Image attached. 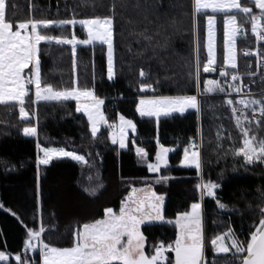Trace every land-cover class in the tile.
<instances>
[{
	"label": "trees",
	"instance_id": "trees-1",
	"mask_svg": "<svg viewBox=\"0 0 264 264\" xmlns=\"http://www.w3.org/2000/svg\"><path fill=\"white\" fill-rule=\"evenodd\" d=\"M9 18L22 20L30 17L53 20H77L95 16L114 17L115 76L107 79V50L104 45H78L75 71L72 67L70 45L42 43V74L44 80L57 88L74 86L94 87L96 95L104 99L103 111L108 123L113 124L124 115L136 124L127 147L119 149L109 138V127H100L93 137L86 117L76 112L74 102H40L29 104L30 119L21 120L18 107L0 105V251L9 255L7 263L17 264L15 256H27L40 264L37 253L26 254L24 244L27 228L44 226V242L52 246H71L78 224L102 218L103 210L112 207L118 211L121 202L132 187L151 185L157 194L164 196L165 216L174 219L178 212L189 210L193 202H200L196 185V169L180 166L183 148L195 139L200 141L204 180L220 185L217 197L227 209H219L214 199L202 201L206 235L232 228L241 240L255 230L264 207V164L245 165L242 157L231 154L233 141L240 140L239 130L231 119L230 110L222 106L229 98L223 93L201 95L202 112L190 111L185 115L160 118H141L136 112L141 96L196 95L194 70L197 39L199 58L206 62V20L204 14H193L192 0H9ZM251 6V0H242ZM14 6V7H12ZM255 13L259 9L253 7ZM208 14H213L207 11ZM235 14V13H233ZM222 19L224 13L214 14ZM238 24L244 20L238 15ZM251 35L250 23L244 24ZM51 35L69 38L74 33L86 39L84 29L76 25L54 26L46 30ZM217 60L223 58V33L217 32ZM242 40L237 37L239 73L246 72L247 60L240 57ZM143 69L146 77H140ZM220 68L214 74L201 68V91L208 78L221 80ZM233 71L232 69H230ZM141 82L151 83L155 91L141 92ZM264 78L260 86L252 88L256 98L264 96ZM238 100L240 97L232 96ZM249 115L251 111L249 110ZM25 126H37L38 136L23 134ZM225 139H217V131ZM202 133V135H201ZM229 133L232 139H227ZM264 137V130L259 132ZM159 143L175 149L168 158V166L158 173L147 170L135 153L144 147L149 161L155 162ZM39 142L44 147H63L83 155L85 161L75 163L56 159L48 165H37ZM223 145V147H218ZM159 176L168 180L156 183ZM102 185V187H99ZM91 189H97L90 195ZM16 213V215H13ZM147 237L146 250L153 244L173 241L172 224H150L141 228ZM171 255V254H170ZM216 257L210 249L209 262ZM217 264H227L233 258L220 254Z\"/></svg>",
	"mask_w": 264,
	"mask_h": 264
},
{
	"label": "snow or ice",
	"instance_id": "snow-or-ice-1",
	"mask_svg": "<svg viewBox=\"0 0 264 264\" xmlns=\"http://www.w3.org/2000/svg\"><path fill=\"white\" fill-rule=\"evenodd\" d=\"M14 7V6H12ZM115 4L112 6V15L95 16L77 20H53L30 17L22 20L9 18V0H0V105L11 108L18 107L21 120L30 119L27 105L40 102H67L75 101L76 112L84 113L90 124L91 134L97 136L102 125L107 124L114 129L111 134L113 144L119 143L121 149L127 147V132L136 131L133 120L119 115V123H108L102 106L104 99L96 95L94 87L80 86L78 78L74 86L57 88L44 80L42 74L41 53L42 43L70 45L75 71L76 53L78 45H94L99 43L107 46V76L111 80L115 76L114 63V17ZM259 9V13L253 11ZM193 14L207 16V59L201 62L199 58L200 43L197 39L196 61L194 70V85L199 95L223 93L229 97L222 101V106L230 110L231 119L239 130L240 140L233 144L229 151L235 157H242L245 165L256 162L264 163V137L259 135L264 130V96L256 98L250 91L240 96L238 100L232 93L241 94L247 87L237 70V37L244 35L243 25L250 23L251 32L257 42L264 41V0H251V6L242 3V0H192ZM206 10H211L208 14ZM215 13H224L223 20V65L218 79L203 81L201 91V68L204 73L217 71V45ZM235 13V14H233ZM244 20L238 24V15ZM79 24L87 30V38L79 39L74 33L69 38L64 35H51L46 30L54 26ZM258 55V66L264 65V52L257 49L256 53L245 50L244 55ZM232 69L233 71H229ZM249 76L256 73L248 72ZM140 77H146L143 69ZM141 92L155 91L151 83L141 82ZM189 109L197 113L202 112L201 101L198 95H152L141 96L136 111L141 117L155 118L156 122L162 116L172 113H185ZM249 110L251 115H249ZM258 113V115H257ZM115 129H118L116 131ZM25 136L37 137V126H25ZM202 135V133H201ZM217 139L225 137L217 131ZM227 139H232L229 133ZM158 150L155 153V162L149 161V153L144 147H136L135 153L147 165V170L158 173L161 167L168 166V154L175 149L166 147L157 140ZM42 156L37 157V165H48L53 158L70 157L73 160L85 162L83 155L75 151H68L63 147H44L36 144ZM195 139L183 148V158L180 165L186 168H195L200 175V182L195 186L200 191V201L205 197L215 200L219 209L228 206L217 197L220 185L211 180H204L203 160L201 151ZM223 147V145H218ZM167 176H159L156 183L168 180ZM99 187H102L100 185ZM95 195L97 189L86 190ZM0 204V208H3ZM16 215V213H13ZM153 222L172 224L175 228V239L172 242H160L152 245V251L146 250L147 237L141 230L142 225ZM255 230H250L248 237L241 240L232 228L215 234L210 239L206 235L201 202H193L190 210L178 212L174 219L165 216L164 196L159 195L147 185L144 188L132 187L126 198L121 202L119 210L112 207L103 210L102 218L90 222H83L73 232L71 246L58 247L44 242L42 234L44 226L38 230L27 228V238L24 251H37L41 257V264H217L220 254L231 253L234 258L229 264H264V207L260 208V219ZM209 249L216 254L211 262L207 259ZM171 253H174V258ZM8 254L0 251V261H7ZM17 264H37V262L17 254Z\"/></svg>",
	"mask_w": 264,
	"mask_h": 264
},
{
	"label": "built area",
	"instance_id": "built-area-1",
	"mask_svg": "<svg viewBox=\"0 0 264 264\" xmlns=\"http://www.w3.org/2000/svg\"><path fill=\"white\" fill-rule=\"evenodd\" d=\"M238 37H239V39L242 40V43H243V47L240 50L239 55L241 58L247 60L246 65H245L246 72L241 73V74H244L242 76V79H243V83L245 85H247V87L244 88L243 93H241L239 95L236 93H232V96L240 97L244 93L249 92V89H250L251 93L254 95L255 93L252 92V88L255 86H260V84L264 78V65L258 66L257 61L260 59V57L258 55L254 54V55H250V56H245L244 51L250 50L251 52L256 53L257 49H260L262 52H264V41L257 42L255 39V35L252 34L249 36V35H247V31L245 32L244 35H241ZM248 72H254L256 74H255V76H249L246 74ZM223 79L224 78L222 77L221 81H223ZM259 94H264V91L259 92ZM196 95H198L199 99L201 98V96L198 93H196ZM168 242H172V241H168ZM38 254H39V251H38ZM229 254H231V253H229Z\"/></svg>",
	"mask_w": 264,
	"mask_h": 264
},
{
	"label": "rangeland",
	"instance_id": "rangeland-1",
	"mask_svg": "<svg viewBox=\"0 0 264 264\" xmlns=\"http://www.w3.org/2000/svg\"><path fill=\"white\" fill-rule=\"evenodd\" d=\"M211 11V10H210ZM79 25V24H78ZM81 26V25H80ZM82 27V26H81ZM83 28V27H82ZM84 29V31H85V33H86V36H87V30L85 29V28H83ZM252 33V32H251ZM253 34V33H252ZM87 38V37H86ZM54 43V42H53ZM95 44H99V43H95ZM85 46H89V45H85ZM105 47H106V50H107V46L106 45H104ZM106 57H107V54H106ZM106 69H107V64H106ZM107 71V70H106ZM215 72H212L211 74H214ZM207 74H209V73H207ZM107 79H108V76H107ZM208 79H213V78H208ZM109 80V79H108ZM113 79H111V80H109V81H112ZM207 80V79H206ZM198 93V92H197ZM212 94H215V93H212ZM212 94H206V95H212ZM70 102H75V101H70ZM139 103V101L137 102V104ZM102 110H103V106H102ZM190 111H195V110H193V109H189L187 112H185V113H172L170 116H174V115H185L186 113H188V112H190ZM137 112V111H136ZM79 113H81V112H79ZM81 114H83L85 117H86V119H87V116L84 114V113H81ZM137 114H138V116L139 117H141L140 115H139V113L137 112ZM257 115H258V113H257ZM170 116H162L161 118H164V117H170ZM141 118H148V117H141ZM153 119H155V118H153ZM88 121V120H87ZM89 123V122H88ZM119 123V116L116 118V120H115V122L113 123V124H118ZM106 126V124L105 125H102V127H105ZM89 129H90V132H91V128H90V124H89ZM114 129H112V128H110L109 129V138H110V140H111V134H112V131H113ZM116 131H118V129H115ZM134 133L135 132H133L131 129H129L128 130V132H127V140H126V144H127V141L129 140V138H130V136L131 135H134ZM200 141L198 140V143H199ZM111 143H112V140H111ZM113 144V143H112ZM116 145H118V147H119V143H117ZM139 147V146H138ZM126 148V147H125ZM125 148H123V149H125ZM119 149H121L120 147H119ZM158 150V149H157ZM39 153V152H38ZM172 152H170L169 154H168V158H169V156H170V154H171ZM39 156H42V153H39L38 154ZM80 155V154H79ZM182 158H183V152H182V155H181V160H182ZM56 159H67V160H70V161H72V162H75V163H84V162H80V161H76V160H73V159H71L70 157H56V158H53L52 160H56ZM51 160V161H52ZM180 160V161H181ZM257 163H260V162H257ZM264 164V163H263ZM181 166V165H180ZM182 168H186V167H183V166H181ZM162 168H165L164 166H162L161 167V169ZM186 169H195V168H186ZM200 174L201 173H199V179H200ZM200 182V180L198 181V183ZM197 183V184H198ZM198 194H199V197H200V191L198 192ZM38 249H37V251H35V253H38ZM26 254H34V252L33 251H28V252H25ZM171 255L173 256V258H174V253H171ZM222 255H224V254H222ZM228 256H230L231 258H233L232 257V255L231 254H229ZM38 257L40 258V260H41V257L38 255ZM8 258H9V255H8ZM234 259V258H233ZM8 261V260H7ZM7 261H0L1 263H7ZM229 263V262H228ZM227 263V264H228ZM40 264H41V261H40Z\"/></svg>",
	"mask_w": 264,
	"mask_h": 264
},
{
	"label": "crops",
	"instance_id": "crops-1",
	"mask_svg": "<svg viewBox=\"0 0 264 264\" xmlns=\"http://www.w3.org/2000/svg\"><path fill=\"white\" fill-rule=\"evenodd\" d=\"M206 11H210V10H206ZM211 12V11H210ZM215 14H221V13H215ZM223 20H224V17L222 18V19H219V18H217V23H216V44H217V32H218V28L219 27H221V31H222V33H223ZM206 41H207V20H206ZM237 65H238V49H237ZM216 67H218V68H220L219 70H221L223 67H224V65H223V58H222V60H217V65H216ZM49 102H56V101H49ZM68 102V101H67ZM75 103V102H74ZM76 104V103H75ZM102 127V126H101ZM127 144H128V141H127ZM39 154V153H38ZM83 164V163H82ZM201 175V174H200ZM200 180V179H199ZM144 188V187H143ZM202 203V202H201ZM189 210H190V208H189ZM202 210H203V207H202ZM158 223H160V222H153V223H151V224H158ZM148 225H150V224H148ZM144 226H147V225H142L141 226V228L142 227H144ZM41 261V260H40Z\"/></svg>",
	"mask_w": 264,
	"mask_h": 264
},
{
	"label": "water",
	"instance_id": "water-1",
	"mask_svg": "<svg viewBox=\"0 0 264 264\" xmlns=\"http://www.w3.org/2000/svg\"><path fill=\"white\" fill-rule=\"evenodd\" d=\"M196 190L199 192V190L196 188Z\"/></svg>",
	"mask_w": 264,
	"mask_h": 264
}]
</instances>
